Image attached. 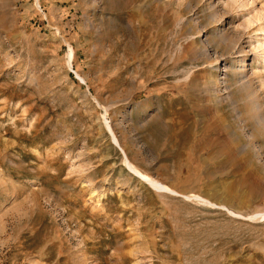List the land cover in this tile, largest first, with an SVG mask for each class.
<instances>
[{"label": "rangeland", "instance_id": "rangeland-1", "mask_svg": "<svg viewBox=\"0 0 264 264\" xmlns=\"http://www.w3.org/2000/svg\"><path fill=\"white\" fill-rule=\"evenodd\" d=\"M0 264H264V0H0Z\"/></svg>", "mask_w": 264, "mask_h": 264}]
</instances>
